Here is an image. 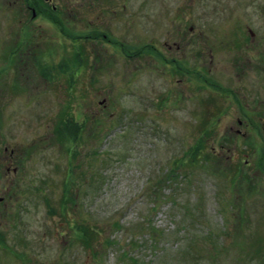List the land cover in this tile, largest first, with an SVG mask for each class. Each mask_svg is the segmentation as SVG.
<instances>
[{
    "label": "rangeland",
    "instance_id": "rangeland-1",
    "mask_svg": "<svg viewBox=\"0 0 264 264\" xmlns=\"http://www.w3.org/2000/svg\"><path fill=\"white\" fill-rule=\"evenodd\" d=\"M25 1H0V38ZM77 2L63 30L30 23L53 38L33 48L31 94L0 92L17 157L0 264H264V0ZM7 49L2 83L10 66L24 87Z\"/></svg>",
    "mask_w": 264,
    "mask_h": 264
},
{
    "label": "flooded vegetation",
    "instance_id": "flooded-vegetation-1",
    "mask_svg": "<svg viewBox=\"0 0 264 264\" xmlns=\"http://www.w3.org/2000/svg\"><path fill=\"white\" fill-rule=\"evenodd\" d=\"M2 2V0H0ZM45 3V6L43 4H39L40 0H26L24 2V8L20 6H15V8H12L11 14H26L23 11L29 12L28 15L25 17H17V25H11L8 24V26L5 25L4 31H6V35L4 37L2 36L0 38V45L6 46L9 50L8 54V60H12L15 65H19L18 67L20 69H23L26 71V80L27 84L23 86L19 85L17 82V78L15 76V73L10 70V66L6 68L5 72V81L2 83V76L5 69L3 67H0V92H5L6 94L14 95L17 90L25 91L27 94H31L33 90V85L29 83V80L33 79L34 75V47L36 46H49L53 38L50 36H46L45 34L47 32V28L44 29L41 27V23L37 22L35 25H31L30 23L35 20V18H40L42 20H46L47 25L48 21L52 22L51 24L53 27H56L58 29H65V15L69 12L71 9V5L75 8L78 7L79 3L77 0H42ZM0 2V5H1ZM6 2L10 5L18 4L21 2V0H12ZM47 4V5H46ZM43 5V6H42ZM48 6V7H47ZM74 8V9H75ZM50 10H52V14L54 16L56 15L57 18H51L49 13ZM53 19V20H52ZM22 20V21H21ZM3 24L0 23V33H2L3 30ZM16 27V28H15ZM16 29V31H15ZM33 29V30H32ZM248 32H250V28H247ZM252 34V32H250ZM34 38H33V37ZM103 36V35H102ZM53 42H60L59 39L54 40ZM20 46V48L17 49V47ZM169 46V45H168ZM26 47V48H24ZM16 65V66H17ZM16 66L14 68H16ZM47 76H44L43 79L49 80L51 72L46 71L45 72ZM44 75L43 73H40ZM42 75V76H43ZM24 89V90H23ZM46 89V88H45ZM21 91V92H22ZM4 93V94H5ZM3 103V102H0ZM14 116L13 111L10 109H6V113L0 112V123L5 122L6 124L8 121H11L12 117ZM11 133V130H10ZM17 157L15 154V148L14 144L11 140L7 141L4 138L0 137V182L1 180H4V182H7L6 190H12L16 186V175H17ZM16 163V164H15ZM2 197L0 196V200Z\"/></svg>",
    "mask_w": 264,
    "mask_h": 264
},
{
    "label": "trees",
    "instance_id": "trees-1",
    "mask_svg": "<svg viewBox=\"0 0 264 264\" xmlns=\"http://www.w3.org/2000/svg\"><path fill=\"white\" fill-rule=\"evenodd\" d=\"M50 13H52V12H50ZM50 15V14H49ZM50 17L51 18H53L54 16L53 15H50ZM71 36H72V34H71ZM86 36H87V34H86ZM86 36H83V37H86ZM95 37H98V35H95ZM121 45V44H120ZM149 50L151 51V52H154V49H153V47L151 46V45H149ZM141 53H142V49H139V50H137L136 52H132V54L134 55H141ZM131 54V55H132ZM156 55H158V54H156ZM74 59L78 62V61H81V58L80 57H82V56H80V54L78 53V52H76V53H74ZM213 85H214V83H213ZM248 117H251L250 115H247ZM57 120L59 121V122H57L56 123V130L53 132V136H57L56 137V139H59V141L60 140H62V139H64V141L66 140V141H68L73 135H71L70 136V134H72V133H75V131H76V129H77V126H76V124L74 125V126H72V125H70V124H68L65 120H64V117H62L61 115L57 118ZM133 120L134 121H137V120H139V117H131V119H130V122L131 123H134L133 122ZM204 146V143L202 142V140L201 139H199V141L195 144V149L194 148H192L191 147V149L190 150H187V152L189 153V158H192V159H194V156L195 155H199V153L201 152L200 151V149L202 148ZM262 147H263V150L261 151L262 153H260V157L258 158V160H257V164H260L259 166H261L262 167V169L264 170V165H262V161H263V159H264V144L262 145ZM195 157H197V156H195ZM176 161H180V158H175V161L174 162H176ZM172 171V170H171ZM170 171V172H171ZM169 172V173H170ZM167 177V175H164V176H162V178L161 179H164V178H166ZM156 180H159V178H157ZM66 193H67V191H65V193H64V195L63 194H61V196H64V198L65 197H67L66 196ZM66 199V198H65ZM62 200V199H61ZM64 200V199H63ZM65 201V200H64ZM206 234H210L209 232H206ZM160 235V234H159ZM207 237H210V236H207ZM0 239H1V235H0ZM131 263H136V259L135 258H133V257H131ZM145 264H150V262H145Z\"/></svg>",
    "mask_w": 264,
    "mask_h": 264
}]
</instances>
